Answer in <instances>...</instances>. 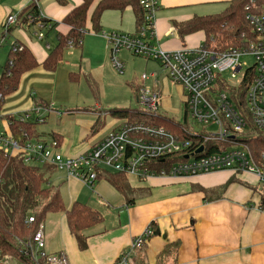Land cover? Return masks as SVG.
<instances>
[{"label":"crops","instance_id":"0c3cea01","mask_svg":"<svg viewBox=\"0 0 264 264\" xmlns=\"http://www.w3.org/2000/svg\"><path fill=\"white\" fill-rule=\"evenodd\" d=\"M81 3V0H66L61 5L57 0H39L40 12L54 26L45 31L43 40L24 24L13 28L9 39L27 46L39 66L24 74L19 88L6 98L1 110V127L10 132V117L28 115L31 121V113L41 109L39 117L44 121L37 128L41 140L59 141L65 157H77L89 151L130 121L119 112L138 110L144 115L138 100L142 87L159 94L160 114L176 121L175 117L162 113L161 107L164 94H169L172 88H181L155 61L152 62L157 67L149 69L150 60L139 57L143 65L137 67V57L128 51L119 54L125 72L123 76L117 75L112 64V48L103 33L134 34L136 17L131 9L104 12L102 32L95 33L90 20L94 5L89 11V30L81 46L67 49L58 68L47 70L43 66L50 53L47 45L54 48L58 34L69 32L64 19ZM229 3L230 0H159L155 45L163 51L200 47L206 43L204 31L182 36L176 25L220 15ZM29 5L30 0H1L0 24L11 13L24 14ZM52 33L56 34L55 44L49 43ZM134 68H144L149 76L147 81L143 82L145 74L138 76ZM179 96L176 103L183 113V89ZM65 118L68 119L62 124ZM53 120L57 124L48 128ZM42 168L48 185L59 189L65 209L49 213L44 220L46 251L65 255L69 264H120L126 255L129 264H264V184L253 173L221 171L194 177L153 176L144 181L123 175L130 189V195L126 196L103 174L90 187L65 170ZM76 203L91 206L103 218L101 223L84 231L83 248L68 224L67 212ZM149 227L154 236L142 249H132L133 240ZM8 264L17 263L13 260Z\"/></svg>","mask_w":264,"mask_h":264},{"label":"built area","instance_id":"2783aa9c","mask_svg":"<svg viewBox=\"0 0 264 264\" xmlns=\"http://www.w3.org/2000/svg\"><path fill=\"white\" fill-rule=\"evenodd\" d=\"M31 7L39 10V0H30L28 8ZM141 7L143 25L137 32L103 33L112 48V64L119 74H124L125 65L119 58L122 51L160 64L171 81L184 92L185 123H180L181 134L152 123L128 121L89 151L77 157H65L57 140L22 143L12 130L6 132L1 127L5 100L0 95V150L10 157L20 156L28 166L65 170L69 176L90 187L95 185L102 171L135 176L141 181L153 176L194 177L221 171L248 172L257 175L264 184V167L255 161L248 147L235 141L237 135L250 128L264 133V0H252L246 7V19L254 34L249 46L224 52L211 49L207 43L196 49H159L154 43L159 0H141ZM19 24L33 28L39 40L45 38V31L53 29L40 10L37 14L11 13L0 24V48L7 45L12 29ZM16 42L12 43L10 53L23 50ZM47 50H51L49 44ZM250 56L255 64L244 69L241 60ZM148 78L145 74L142 81ZM138 100L146 117L161 119L159 94L142 87ZM40 110L36 109V121L43 122ZM28 118V115L17 117L21 122ZM199 126L216 127L217 130L206 135ZM184 135L196 139L197 145ZM211 142L230 145L224 151L208 154L205 145ZM27 223L34 224L35 218L29 217ZM153 236L154 231L149 227L133 240L132 249H142ZM23 253L36 263L69 264L65 255H51L46 251L44 223L39 225L29 249ZM9 261L13 259L7 257L0 264ZM120 264H129L127 255L122 256Z\"/></svg>","mask_w":264,"mask_h":264},{"label":"trees","instance_id":"16d2710c","mask_svg":"<svg viewBox=\"0 0 264 264\" xmlns=\"http://www.w3.org/2000/svg\"><path fill=\"white\" fill-rule=\"evenodd\" d=\"M80 6L73 9L64 19L69 27L67 34H58L57 44L50 50L43 66L49 71H55L64 58L67 49L80 47L85 34L88 32L89 11L96 8L91 17L92 30L101 33V19L106 11H126L131 9L136 17V32L143 25V8L141 0H81ZM252 0H230L228 8L220 15L195 18L192 21L176 25L182 36L198 31L206 34V43L217 52L229 49H242L249 46L253 40L252 28L246 19V7ZM61 5L66 0H57ZM39 12L37 7L28 8L25 13ZM48 23H53L47 19ZM13 30V29H12ZM23 50L18 53H9L8 60L0 76V95L4 100L19 88L24 74L34 70L39 63L32 51L20 42H16ZM12 62V66H10ZM10 73V75H8ZM3 106V105H2ZM121 117L128 118L129 122H147L163 126L181 134L182 125L173 119L148 118L138 110H124L119 112ZM142 115V117H141ZM11 130L16 139L26 143L31 140H41L38 132L41 122H21L13 117L9 118ZM197 145V140L184 135ZM237 144L248 147L255 161L264 167V133L250 128L237 135ZM59 142V141H58ZM230 144L211 142L205 145L206 153L224 151ZM46 172L42 167L28 166L23 159L10 157L0 150V262L5 258H12L17 264L36 263L32 257H26L24 251L29 249L39 225L44 223L49 213L64 211V205L58 188L48 185ZM108 181L122 194L128 196L129 186L126 176L122 174H107ZM99 178V177H98ZM131 201V198H129ZM133 201V200H132ZM131 201V202H132ZM264 203V194L262 196ZM29 217L35 218V223H27ZM68 224L71 232L77 237L81 248L86 246L84 231L102 222L101 214L91 206L76 203L67 212Z\"/></svg>","mask_w":264,"mask_h":264},{"label":"rangeland","instance_id":"374dc122","mask_svg":"<svg viewBox=\"0 0 264 264\" xmlns=\"http://www.w3.org/2000/svg\"><path fill=\"white\" fill-rule=\"evenodd\" d=\"M116 33L123 34V33H120V32H116ZM51 35L52 36L49 39L50 40L49 43L53 42L55 44V42H56V39H55L56 34L52 33ZM12 43H13L12 39H9L8 42H7V45H4L2 48H0V76H1V73H2V71L4 69V66L6 65V62L8 60V56H9V53H10V49H11ZM44 43L47 44L48 42L45 41ZM134 57H136V56H134ZM120 59H121V56H120ZM136 60H137L136 62L139 64V65H137V67L141 68L142 65H143L142 64V62H143L142 59L137 57ZM148 62H149V69H151V68L153 69V68L157 67V65L154 62H152V61H148ZM241 62L243 64V66H244V69L252 67L255 64V60L251 56L243 58L241 60ZM126 68H127L126 71L128 72V66L127 65H126ZM134 69L138 73V76H140V77L143 74H145V69L144 68H142V69L134 68ZM117 75L118 76H121V75L123 76V74H119V73ZM227 78H231V76L227 75ZM165 90H167V88H165ZM181 92H182L181 88L180 89L179 88L178 89H173L172 88V91L169 90V92H168L169 94H167V95L164 94V98H163L164 100H163V104H162V107H161V112L169 115L170 117H175V119H177L176 121H178L179 123H185L184 116H183L182 109H181L182 107H180V106L178 107V102L176 103V101L179 100V97H180L179 95H180ZM172 96H173V98H172ZM132 105H135L134 102H133ZM31 115H32L31 116V119H32L31 121L35 120L36 114H34V113L32 114L31 113ZM66 119H68V118L63 119V123L62 124H65ZM53 121L54 122L52 124L47 126L48 128H50L51 126H55L57 124L56 120H53ZM199 129H201V131L203 133H205L206 135L209 134V133H215V131L217 130L216 127L206 128V127H203V126H201V127L199 126ZM41 130H42V127H41ZM6 264H8V262Z\"/></svg>","mask_w":264,"mask_h":264}]
</instances>
